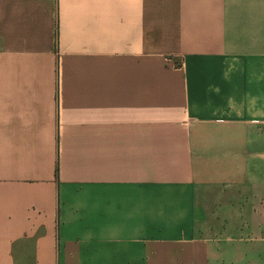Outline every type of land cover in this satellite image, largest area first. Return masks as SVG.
I'll return each instance as SVG.
<instances>
[{"label":"crops","instance_id":"obj_1","mask_svg":"<svg viewBox=\"0 0 264 264\" xmlns=\"http://www.w3.org/2000/svg\"><path fill=\"white\" fill-rule=\"evenodd\" d=\"M0 264H264V0H0Z\"/></svg>","mask_w":264,"mask_h":264}]
</instances>
